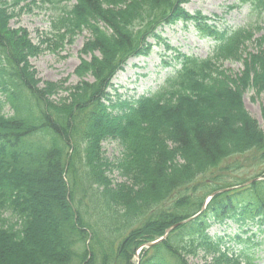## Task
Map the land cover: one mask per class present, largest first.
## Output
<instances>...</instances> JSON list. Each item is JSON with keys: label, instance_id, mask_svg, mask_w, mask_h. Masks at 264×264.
<instances>
[{"label": "trees", "instance_id": "16d2710c", "mask_svg": "<svg viewBox=\"0 0 264 264\" xmlns=\"http://www.w3.org/2000/svg\"><path fill=\"white\" fill-rule=\"evenodd\" d=\"M26 1L0 0V264H133L139 247L199 213L215 192L198 217L143 250L139 264H253L229 256L208 230L226 219L264 225V181L223 191L254 178L231 182L227 173L241 166H224L228 160L250 154L252 168L264 167V130L242 105L247 90L264 93V36L236 30L212 57L187 60L160 92L130 108L105 96L110 77L142 53L157 25L188 18L179 7L185 0H75L37 44L8 26ZM240 1L264 13V0ZM82 31L90 36L81 53L101 58L74 73L93 82L39 87L29 58L62 49ZM226 61L243 70L231 74ZM5 105L12 115L2 113ZM105 140L121 148L113 161ZM115 173L124 181L114 182ZM34 206L51 220L46 236Z\"/></svg>", "mask_w": 264, "mask_h": 264}, {"label": "rangeland", "instance_id": "374dc122", "mask_svg": "<svg viewBox=\"0 0 264 264\" xmlns=\"http://www.w3.org/2000/svg\"><path fill=\"white\" fill-rule=\"evenodd\" d=\"M35 1L36 6H33L32 13L22 15L19 19L12 20L10 23L12 27L25 28L34 42L37 40V35L40 31L47 30L48 21H50V16H52V12L50 10H41L40 0ZM233 4V0H189V3H187L184 7L190 13L201 11L203 14L208 16L210 14L222 16L223 24L231 27L241 26L246 22L248 13L247 7L227 11L226 8ZM261 26L264 29V21ZM161 36L162 38H167L169 43L174 46L179 44L181 52L194 54L199 57H205L209 54L212 47V42L206 38H201L191 24H187L185 27L184 24L177 23L166 27ZM86 37L87 36L85 34L77 36L74 39V42L71 45L65 46L58 56L45 53L36 59H32L30 62L36 69L38 77L46 81H57L61 78L67 77V82L69 84H74L77 79L72 75V72L81 58L78 51ZM161 54H163V49L160 46H155L146 60L143 61L142 58L134 60L137 62V67H132L130 62L123 73L118 74L115 78L114 81L116 85L125 86L127 88H135L136 92L140 93L145 89H153L158 86L162 82L165 75L171 71V68H165L159 66V64L162 60L171 62L170 56H173L171 52L167 53V56L169 57H160ZM225 67L234 73L241 70V65L238 63H226ZM144 74L147 75L142 77ZM127 88L124 90L119 89V93L125 95L133 94V92L129 91ZM252 96V92H248L243 96L244 108L259 122L260 126H262L260 119V107L264 106V94H261L256 99L253 97V100ZM103 149L105 150L106 156L109 158L115 157L118 153V149L114 143H104ZM113 179L116 182L122 181V179L116 177L115 175L113 176ZM33 190L36 192L50 194V191L43 190L39 186H35ZM34 208L36 211H39L42 216V218L40 217L37 222L43 223L42 235L46 236L50 230L49 227L51 220L47 219V216L44 215L41 208L38 206H34ZM259 255L263 257V260H260V263L264 264V253L260 252ZM192 262L193 264L199 263L197 261Z\"/></svg>", "mask_w": 264, "mask_h": 264}]
</instances>
